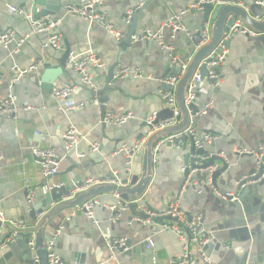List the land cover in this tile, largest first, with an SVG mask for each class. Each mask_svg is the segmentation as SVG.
<instances>
[{"label": "crops", "instance_id": "obj_1", "mask_svg": "<svg viewBox=\"0 0 264 264\" xmlns=\"http://www.w3.org/2000/svg\"><path fill=\"white\" fill-rule=\"evenodd\" d=\"M256 1L262 3V0ZM8 3L28 6L37 19L44 13L43 9H34L31 0H8ZM59 3L55 16H48L62 19L55 32L63 37V50H45L43 45L48 34H31V21L12 15L7 4L0 2V33L12 30L16 42L30 36L18 53H15L14 42L8 48L0 47V98L13 93L20 106L34 107L31 111L20 112L15 119L0 117V205L8 225L26 227V232L7 247L3 246L11 230L0 229V264L30 263L32 252L27 235L32 234L38 223L35 207L45 201L49 187L60 185L72 193L79 183L85 184L88 180L113 175L122 181L127 173L126 159L122 154L115 155V152L122 145L143 138L147 122L154 114L160 122L170 119L171 109L162 98L163 85L147 79L115 78L109 90L105 91L111 67L114 64L139 67L147 76L168 75L174 55L183 59L190 56L188 44L202 26L203 11L183 17L188 35L179 32L172 38L171 32L166 30L165 42L174 48V53L164 51L155 41L131 43L123 50L114 35L103 27L66 15L65 8L76 4L77 0H59ZM191 3L192 0H104L101 12L107 22L126 38L131 29V25L123 21L127 11H134L133 21L137 23L139 32L145 28L157 29ZM66 49L74 54L92 51L106 65L93 72L92 87L84 85L77 73L65 69L55 87H72L70 101L85 104L84 108L70 112L63 109L65 101L43 89L41 81L45 66L58 67ZM41 58L45 59V64L35 71L22 77L16 72L15 68L29 69ZM218 72L222 77L218 87L205 80L198 89L194 104L200 110L210 103L213 105L194 126L200 133L215 136L216 140L204 149L228 165L220 177L219 191L236 193L239 181L256 165L254 157L238 155L236 149L256 151L258 146L264 147V43L242 33L233 36L225 63ZM93 92L101 94L94 96ZM107 111L119 114L132 112L135 118L120 127L101 124L100 119ZM70 126L81 132L83 140L75 150L65 154L61 135ZM94 144L98 145V151L91 153L90 148ZM34 147H51L64 156L59 172L47 183L41 175L40 165L32 156ZM190 147L189 139L180 150L163 145L152 183L143 199L138 200L139 212L141 207L162 211L171 201L179 199L181 209L188 215H203L202 230L211 238L206 256L212 264H241L247 260L264 263V185L258 186L257 191L251 186L248 192H240V208L232 207L230 202L219 198L210 185L196 182L193 184L196 190L182 187L183 157ZM142 165L143 153L135 159L132 174H140ZM31 192H35L33 205L28 202ZM64 199L62 197L60 201ZM97 199L102 204L96 209L99 227L84 214L72 217V209L57 213L47 223L44 231L46 243L58 233L55 249L65 263L170 264L180 256L182 245L177 237L163 232L158 237L154 253L158 262L153 263L152 254L144 246L151 227L135 221L142 213L129 208L112 221L110 207L117 205V196L106 194ZM47 208L49 206L44 210ZM105 235L114 239L126 238L130 243L126 250L121 251L117 263L110 260Z\"/></svg>", "mask_w": 264, "mask_h": 264}, {"label": "built area", "instance_id": "obj_2", "mask_svg": "<svg viewBox=\"0 0 264 264\" xmlns=\"http://www.w3.org/2000/svg\"><path fill=\"white\" fill-rule=\"evenodd\" d=\"M7 4V7L10 13L17 17H23L26 20L31 21L32 33L31 34H43L47 33L48 38L43 45L45 50L54 49V50H63V37L60 33L55 32L56 28L61 25L62 19H52L49 16H44L40 19H35V16L29 11L28 6H14L8 3V0H0ZM104 0H77L76 4L68 5L66 10V15L82 19L88 22L91 25H98L112 33L115 39L118 42L124 40L125 35L117 30L112 24L108 23L105 16L101 12L103 7ZM205 4H221L215 0H192V3L189 7L183 11L174 14L166 23L162 24L157 29L145 28L140 30L132 36V43L139 41H155L164 51L174 53V48L168 45L165 42L164 32L166 30L171 32V37L175 38L177 33L183 32L188 35V30L183 24V17L189 14H196L203 11V5ZM32 5L34 2L32 1ZM134 11H127L123 17V21L128 25L132 21V16ZM234 31L249 35L251 37L257 38L260 35L250 31L246 28H234ZM15 33L12 30H7L6 32L0 33V47L8 48L13 42L16 44L15 53L20 52L22 46L30 37L27 35L24 39L16 42ZM203 41L200 46L205 45L210 39V33L208 27L202 34ZM199 46V47H200ZM228 54V49L225 47L224 42H222L217 49L209 57L210 62L208 64L209 77L211 79L217 80V83L213 85L215 88L219 86L222 79L219 68H221L226 60ZM192 59V56H188L183 61L180 57L173 56L172 63L176 65L178 75L176 78L171 77L170 75H165L163 77L156 76H147L143 69L139 67H128L123 65H118L115 70V78L119 79H133L141 80L147 79L149 81L156 82L165 87L164 93L162 95L163 100L168 104L172 112V117L167 121L160 122L158 125H154L157 120V115L154 114L147 125L150 126V129H147L145 136L140 140H135L132 143L122 145L116 152L115 155H124L126 159V172L128 176L131 177L132 167L134 161L138 155L142 154L145 149L146 141L153 136L155 133L171 128L177 125L181 119L182 112L178 105L177 98V87L180 81L183 79L189 63ZM45 64V59H38L35 64H33L29 69H18L15 68L16 72L20 77L27 75L39 67ZM104 61L94 52L88 51L82 54L70 53L67 59L65 69L77 73L84 85L88 87L93 86L92 74L95 71L101 70L105 67ZM202 83V78L199 73H196L192 80L189 82L186 89V106H190L195 103L197 99L198 89ZM73 88L69 86L64 87H55L52 96L65 101L63 109L67 112L79 110L85 107L84 103H73L70 101ZM212 103L208 104L203 110L197 113L195 116L191 115L190 126L183 131L182 133L171 135L166 138H162L157 141L153 147V165L154 168L159 165V158L161 154V149L163 145H169L174 149L180 150L181 145L178 141L182 138H188L191 141L196 149H204L207 145L212 144L216 138L212 134L200 133L194 126V121L196 117L206 116L209 110L212 108ZM34 107L31 106H20L18 104V97L13 93H8L5 97L0 98V117L8 118H17L20 112H26L33 110ZM135 117L132 112L126 114H119L115 111H107L105 115L100 119V123L109 126H124L130 120H133ZM63 148L65 154H68L76 149L78 144L83 140L81 132L74 126L68 127L61 135ZM98 151V145L94 144L90 148L91 153ZM236 154L252 156L255 158L256 168L264 166V147L260 148L259 152L253 149L241 148L236 149ZM32 156L36 163L41 167V175L46 180L50 177L55 176L64 161V156L61 155L56 149L51 147L40 148L34 147L32 149ZM83 156V155H81ZM200 161L204 162L205 158H199ZM2 162V156L0 155V164ZM183 169V168H182ZM214 170V168H213ZM260 179H264V173ZM121 184L120 178L117 176L106 177L103 179L97 180H88L83 186L77 187L69 197H65L64 200H71L76 197L77 194L88 191L92 187L98 185H116ZM58 188L61 186L58 185ZM53 187H49L51 190ZM215 194L225 202H236L238 197L235 193H222L220 191H215ZM118 198V203L114 207H110L111 212L113 213L111 220H117L121 212L128 210L130 208L129 203H124L120 201L118 195H115ZM35 200V192H31L28 197V202L33 205ZM54 206V205H53ZM102 206L100 201L97 198H93L87 201L85 204L80 205L71 211V216H75L79 213L84 214L90 222L99 227V221L96 218V209ZM141 216L138 215L135 218V221H138L144 227H151V232L149 237L145 239V249L152 254L151 261L153 263L158 262V257L155 255L156 244L158 237L163 232L173 233L180 244L182 245L181 254L179 257L171 260L170 264H212L209 258L206 256V249L210 243V236L202 230L203 226V215L200 213H195L188 215L184 212L179 204V199L171 201L165 209L162 211H154L148 208L141 207ZM44 214V213H43ZM41 214L38 216V222L45 215ZM118 214V215H117ZM0 223L2 225L7 224L5 212L3 211L0 205ZM16 226V225H13ZM15 230L11 233V237L7 239V243L3 247H7L12 244L15 239L21 234L26 232L25 226H16ZM34 234V233H33ZM58 233L55 234L53 239L46 243L45 250L47 252L49 264H67L61 257L56 253L55 249V240ZM106 248L110 251V260L114 263L119 261V256L121 251L127 249V239L120 238L114 239L110 236L105 235ZM29 249L32 252L31 260L29 264H41L40 258L37 255V249L35 245V240L31 239L28 243ZM229 248V247H227ZM241 264H264L262 262H251L249 260Z\"/></svg>", "mask_w": 264, "mask_h": 264}, {"label": "water", "instance_id": "obj_3", "mask_svg": "<svg viewBox=\"0 0 264 264\" xmlns=\"http://www.w3.org/2000/svg\"><path fill=\"white\" fill-rule=\"evenodd\" d=\"M34 2V9L40 8L43 9V16H55V14L59 11V0H31ZM220 2L221 4H205L203 5V18H202V26L201 31L193 36L192 41L188 44L190 49V56L192 59L189 63L188 69L180 81L177 87V98L178 105L181 109L182 116L179 123L171 128L159 131L151 136L145 144V149L143 151V165L140 174H134L131 177L126 173V177L122 179L121 184L119 186L116 185H98L92 187L88 191L79 193L75 198L71 200H63L60 201L62 197H69L71 191L66 187H53L46 194V199L44 202L39 203L35 207L36 218L43 213H46L42 219L37 223L36 227L31 231L32 234L27 235V243L31 239L35 240V245L37 249V255L40 258L41 264H49L47 252L45 250L46 242L44 231L47 226V223L61 211L65 209H74L80 205L85 204L87 201L104 196L106 194H114L118 195L120 201L124 203H129L130 208L134 211L139 212L138 200L143 199L145 196L149 186L152 183L154 176V165H153V147L157 141L162 138H166L171 135H176L185 131L191 123V115L195 116L201 110L195 104L190 106H186V89L189 82L192 80L193 76L196 73H199L202 81L207 80L209 84L212 86L217 83V80L211 79L209 77V66L208 62H210L209 57L212 53L217 49V47L224 42V45L227 49L230 48L231 39L233 36H236L238 32L234 31V28H246L250 31H253L260 36L257 37L258 40L264 43V0L262 3H257L256 0H215ZM35 16V14L32 12ZM134 16V15H133ZM132 21L129 25H131V29L127 34L126 38L120 42L122 49L131 45L132 36L137 32V23ZM40 17V18H42ZM37 19V17H35ZM39 19V18H38ZM208 27L210 33L209 41L200 46L203 41V32ZM200 46V47H199ZM198 49H193V48ZM70 51L66 49L62 59L59 62V66L56 68H51L46 65V70L44 71L41 81L42 87L47 92H53L56 83L60 76L65 73V65L67 59L69 57ZM186 59V58H185ZM183 61L184 59L181 58ZM207 61V63H206ZM117 64H114L107 76V82L105 91H108L110 85L115 79V70ZM168 75L176 78L178 75L176 65L171 64L170 68L167 71ZM216 89L215 91H217ZM101 92L95 93L94 96L100 95ZM100 102H104L101 98ZM172 117V112L170 118ZM200 117H196L194 121V125L198 124ZM160 120L157 117L154 125H158ZM151 127L147 125V129ZM142 139V138H139ZM188 138H182L179 142L181 146H183L187 142ZM186 146V145H185ZM186 149V147H184ZM260 147H257V152H259ZM208 151L205 149H196L193 145L189 148L188 152L184 154V162H183V175L184 181L183 185L187 189L196 190L197 187L193 184L196 182H201L207 185H210L213 188V192L219 191V185L221 182L220 177L227 171L228 165L225 163L223 159L218 156H210ZM199 158H205L204 162L200 161ZM209 159V160H208ZM216 163H220V165H215ZM214 168V170H213ZM264 173V166L260 168L254 167L244 179L240 180L238 183V191L235 193L238 197L236 203L230 202V206L239 207L242 203V197L240 192H248L250 187L252 186L255 191H257L258 186L264 185V179H260ZM109 175L108 177H111ZM54 177V176H53ZM53 177H50L45 180L47 183ZM187 185L185 186V184ZM78 187L83 186V183H79ZM58 205L56 206V204ZM55 205V206H53ZM49 206L44 210L45 207ZM140 213V212H139ZM141 214V213H140ZM141 216V215H140ZM4 228L9 230L12 233L15 229L8 225H2L0 223V229ZM34 233V234H33ZM11 237V234L8 238ZM129 242L127 243V247L129 246ZM145 246V244H144Z\"/></svg>", "mask_w": 264, "mask_h": 264}]
</instances>
